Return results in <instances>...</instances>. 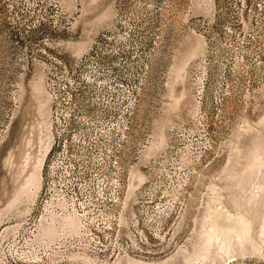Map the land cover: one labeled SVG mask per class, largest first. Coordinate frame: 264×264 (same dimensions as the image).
I'll list each match as a JSON object with an SVG mask.
<instances>
[{
  "label": "rangeland",
  "instance_id": "374dc122",
  "mask_svg": "<svg viewBox=\"0 0 264 264\" xmlns=\"http://www.w3.org/2000/svg\"><path fill=\"white\" fill-rule=\"evenodd\" d=\"M0 264H264V0H0Z\"/></svg>",
  "mask_w": 264,
  "mask_h": 264
},
{
  "label": "built area",
  "instance_id": "2783aa9c",
  "mask_svg": "<svg viewBox=\"0 0 264 264\" xmlns=\"http://www.w3.org/2000/svg\"><path fill=\"white\" fill-rule=\"evenodd\" d=\"M106 40H110V39H106Z\"/></svg>",
  "mask_w": 264,
  "mask_h": 264
}]
</instances>
